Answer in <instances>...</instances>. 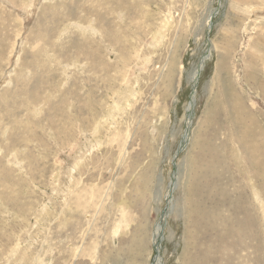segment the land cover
I'll return each mask as SVG.
<instances>
[{
    "label": "rangeland",
    "instance_id": "1",
    "mask_svg": "<svg viewBox=\"0 0 264 264\" xmlns=\"http://www.w3.org/2000/svg\"><path fill=\"white\" fill-rule=\"evenodd\" d=\"M167 209L162 264H264V0H0V264H151Z\"/></svg>",
    "mask_w": 264,
    "mask_h": 264
},
{
    "label": "bare ground",
    "instance_id": "2",
    "mask_svg": "<svg viewBox=\"0 0 264 264\" xmlns=\"http://www.w3.org/2000/svg\"><path fill=\"white\" fill-rule=\"evenodd\" d=\"M27 10V9H26ZM212 16V15H211ZM208 20V24H207V27L208 29L211 28V17H209ZM208 57V54H206L201 60H200V64L196 67V69L194 68V70L191 72V75L189 76V81H190V85H191V93H190V98H189V102H188V105L185 109V126L188 127L190 125V122H191V119H192V116H193V108H194V97H195V90H196V86H197V82H198V76L200 74V71L202 70V64H203V61H205ZM206 58V59H205ZM205 59V60H204ZM146 68V67H145ZM239 113V112H238ZM188 138V133L187 132H184V135H183V139H182V143H181V147H183L186 143V139ZM253 158V157H252ZM251 158V159H252ZM76 159V158H75ZM247 160V159H246ZM253 160V159H252ZM248 161V160H247ZM256 162V161H255ZM254 162V163H255ZM247 163V162H246ZM253 163V161H252ZM253 163V164H254ZM248 164H249V161H248ZM247 164V165H248ZM256 164V163H255ZM262 166V165H261ZM249 167V166H248ZM247 167V168H248ZM256 168V167H255ZM247 172V171H246ZM244 173L245 176H247L246 174L248 173ZM250 172V171H249ZM253 173V171H251ZM259 174V173H257ZM62 175V174H61ZM249 176V175H248ZM251 177V176H250ZM249 177V178H250ZM246 178V177H245ZM176 179V178H175ZM253 180V179H252ZM175 182V180H173ZM192 181V180H191ZM260 183V182H258ZM251 186H254V185H251ZM248 189V187H247ZM252 189V188H251ZM256 189V188H255ZM245 189H243L244 191ZM257 190V189H256ZM53 192V191H52ZM170 192V191H169ZM249 192V191H248ZM253 191H251L252 193ZM259 192V190H258ZM247 194V193H245ZM244 194V195H245ZM245 196H248V195H245ZM244 196V197H245ZM246 198V197H245ZM168 199V203L171 201V198L170 196L167 197ZM253 200V199H252ZM256 201V199H254ZM253 200V201H254ZM259 201V200H258ZM257 201V202H258ZM260 202V201H259ZM250 203H251V200H250ZM171 204V203H170ZM247 204V202H246ZM249 204V203H248ZM256 204V203H255ZM258 204V203H257ZM256 204V205H257ZM262 204V203H261ZM245 206V204H243ZM260 205V204H258ZM263 205V204H262ZM253 207V204L252 206ZM261 207H258L260 208L261 210ZM263 208V207H262ZM244 209V207H243ZM254 209V208H253ZM170 210V209H169ZM169 210L167 209V211H163L160 215V219L158 220V222H156V224L154 225V228H153V232H152V243H153V249L155 250V256H154V259H153V262L151 264H162V257H161V248H162V241H163V237H164V231H165V225H166V218L168 217V215L170 214L169 213ZM250 210V209H249ZM237 211V210H236ZM248 212V210H247ZM254 212V211H253ZM261 212V211H259ZM258 213V212H257ZM262 213V212H261ZM259 213V214H261ZM215 215V214H214ZM262 216V214H261ZM264 216V215H263ZM252 217V216H251ZM263 218V217H262ZM260 218V219H262ZM244 220V219H243ZM251 220V219H250ZM263 220V219H262ZM232 221V220H231ZM230 224V223H229ZM239 224V221L238 223ZM236 224V225H237ZM223 226V225H222ZM218 227V225H217ZM226 227V226H224ZM245 227V226H244ZM245 229V228H244ZM231 230V229H230ZM237 231V229H235ZM253 230V229H252ZM218 229L216 228H211V238H213V233H217ZM255 231V230H254ZM229 232V231H228ZM223 234V233H222ZM199 244V241L196 242V244L192 247H190V250L187 252L188 254H186L184 256V261L182 264H217L220 260L223 261H228L229 259L227 257H225V253L222 252V253H218L216 252L213 248H209V249H203V250H200L201 248L198 246ZM220 246V245H219ZM223 247V246H222ZM237 247V246H236ZM216 250H218L216 248ZM222 250V249H221ZM224 251V249L222 250ZM79 252V251H78ZM222 254V257L219 258V255ZM210 257H207L209 256ZM218 257H217V256ZM191 258V261L188 263L187 261L190 260ZM230 261V260H229ZM220 264V263H219Z\"/></svg>",
    "mask_w": 264,
    "mask_h": 264
}]
</instances>
